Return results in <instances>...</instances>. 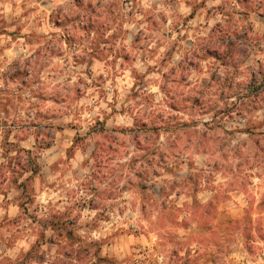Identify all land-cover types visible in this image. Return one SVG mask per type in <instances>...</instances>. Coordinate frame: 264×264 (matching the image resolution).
Listing matches in <instances>:
<instances>
[{
	"label": "clouds",
	"instance_id": "clouds-1",
	"mask_svg": "<svg viewBox=\"0 0 264 264\" xmlns=\"http://www.w3.org/2000/svg\"><path fill=\"white\" fill-rule=\"evenodd\" d=\"M0 264H264V0H0Z\"/></svg>",
	"mask_w": 264,
	"mask_h": 264
}]
</instances>
